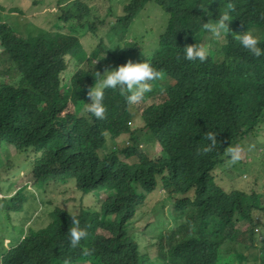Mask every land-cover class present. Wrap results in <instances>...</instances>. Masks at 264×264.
I'll list each match as a JSON object with an SVG mask.
<instances>
[{"label": "trees", "instance_id": "obj_1", "mask_svg": "<svg viewBox=\"0 0 264 264\" xmlns=\"http://www.w3.org/2000/svg\"><path fill=\"white\" fill-rule=\"evenodd\" d=\"M113 1L119 2L105 0ZM147 2L168 16L165 27L150 51L143 53L135 41L124 50ZM50 7L58 10L57 21H74L68 32L48 26L37 37H24L0 16V150L8 144L31 151L39 187L67 186L57 196L64 209L46 201L41 215L48 208L49 223L26 228L18 242L25 225L20 221L13 232L6 225L14 223L15 214L29 215L38 199L21 191L0 198V264H63L65 259L70 264H264V235L259 239L258 233L263 191L227 190L213 174L227 163L229 147L263 163L264 55L253 56L235 33L251 31L264 48V0H126L122 14L110 4L96 14L85 0H58L43 10ZM0 10L18 13L16 7ZM222 12L229 14V29L213 37L202 25ZM83 31L98 38L90 54L79 40ZM194 43L208 49L205 61L184 58L183 47ZM143 55L162 75L142 101L130 105L119 88L105 89L104 118L84 110L88 90L101 79L97 72L127 60L140 62ZM68 58L73 72L65 79ZM136 117L143 125L134 126ZM207 132L216 135L217 145L202 153ZM122 136L127 140L119 146ZM152 142L153 159L147 154ZM229 176L238 175L230 169ZM157 189L172 201L174 223L157 231L151 257L149 247L140 251L145 236L129 228ZM3 191L0 186V195ZM89 196L93 206L100 203L98 209L86 208ZM71 216L87 232L77 247L67 234Z\"/></svg>", "mask_w": 264, "mask_h": 264}, {"label": "rangeland", "instance_id": "obj_2", "mask_svg": "<svg viewBox=\"0 0 264 264\" xmlns=\"http://www.w3.org/2000/svg\"><path fill=\"white\" fill-rule=\"evenodd\" d=\"M55 1L58 0H42L40 5L34 6L33 0H0L1 7H16L18 12L16 13V10H13L9 13L0 10V16L3 21L15 26L24 37H27L32 33H36L35 37H37L38 34L48 26L51 27L49 28L51 31L61 30L63 32H68V29L70 28L69 26H73L74 21L68 23L57 21L60 15H57L58 10L55 9V7L43 10L46 3ZM125 1L126 0H119V2L113 1V3H106L105 0H85V3L88 7L92 8L93 12L96 14H103L109 4L112 5L119 14H122V3ZM41 10H43V12L38 14V11ZM167 18L168 16L155 3H145L143 8L137 14V18L132 23L128 37L123 43V49L125 50L130 41H135L139 43L143 53L150 51L154 42L156 43L158 36L163 31ZM79 40L83 50L88 54L92 53L98 45V38L85 33L84 31L81 32ZM1 51L0 48V52ZM69 61L70 59L68 58V67L63 74L65 79H67L68 76H71L73 72V68L71 67L72 63H69ZM135 61L137 62V60ZM18 81L19 77L18 80L13 81L12 83L18 84ZM135 125H143V122L140 121L139 117H136L134 126ZM126 140L127 136H122L117 143L119 146H123ZM147 154L152 159L155 157L156 147L153 142L148 148ZM32 159L33 153L31 151L18 152L8 144H4L0 150V181H2L0 186H2L4 190L0 195V198L9 199L14 196L16 192L21 191L24 194L31 196V198L36 197L38 199L36 202H33V205L37 208H29V215L24 216V212L15 214L13 217L14 223L12 225H6L7 229L13 232V228H15L17 224L20 225L21 221L22 224L25 225L24 234L21 239L27 234L28 230L26 228H30V226L34 225L35 230L42 229L40 226L49 223L47 222L49 219V209L46 208L44 214L41 215V212L44 209L43 206L47 204L46 201H53L55 206L63 208L61 201L57 196H60L67 188V186L61 184V182H49L47 185L39 187L35 183V179L32 175L30 167ZM258 160L257 156H252L250 154L246 155L241 152L240 161L231 163L228 157L227 163L220 166L218 169H215L214 174L217 179H219V183H221L227 190L241 189L248 193H261L264 189V159H260L263 161V166L262 164L258 165L256 163ZM230 169H233L238 175L236 179L230 178ZM250 169H252L251 175L249 174ZM244 175H246V178ZM69 184L71 186L73 182L70 181ZM110 193L111 192L102 193L101 198L105 199ZM97 201L100 202V199L97 198ZM261 202H263V200H261ZM171 203L172 201L166 198L164 192L157 189L146 197L142 207L135 214L129 229L133 234H138L141 237L145 236L140 244V251L142 253L145 252L146 247H149L150 256H156V249L150 247V242L156 237L157 231L164 229V225H168L167 228H169V226L174 223L172 215L170 214V210L172 209ZM99 205L100 203L93 206L92 203H90V196L86 198L85 206L87 209H98ZM29 206L30 204L25 205L26 208ZM259 217L261 226L258 233L260 239L264 235V214L259 215ZM130 232H128L129 235H131ZM4 238L7 247H9L8 243L10 238L7 234L4 235ZM17 243L14 244V246L17 245Z\"/></svg>", "mask_w": 264, "mask_h": 264}, {"label": "clouds", "instance_id": "obj_3", "mask_svg": "<svg viewBox=\"0 0 264 264\" xmlns=\"http://www.w3.org/2000/svg\"><path fill=\"white\" fill-rule=\"evenodd\" d=\"M231 6H229L230 8ZM229 14L222 12L211 22L203 23L205 31L211 33L213 37H219L228 29ZM235 38L239 40L240 45L247 49L253 56L264 55V48L258 45V38L251 31H246L244 34H236ZM97 48V47H96ZM184 58L188 61H205L208 55V49L196 43L183 47ZM140 62L128 60L123 64L115 67L108 66L104 69L103 74H99L101 79L93 87H91L87 96L90 98L89 103H84V110L91 113L94 117L103 119L105 115L104 96L105 89L119 88L124 93V98L128 104H136L145 98V94L152 90V82L158 80L162 73L158 71L151 63V60L145 56ZM205 139L207 144L202 146V153L212 152L217 145L216 135L212 132H207ZM14 148V147H13ZM227 159L231 163L241 160V149L239 147L227 148ZM214 174V173H213ZM215 176V174H214ZM216 177V176H215ZM217 178V177H216ZM264 194V189L261 195ZM71 227L68 228L69 243L72 247H77L80 241L87 236L86 229L79 225L77 219L71 216ZM21 239L17 238L16 241ZM87 255V252H85ZM63 264H70L68 259H65Z\"/></svg>", "mask_w": 264, "mask_h": 264}]
</instances>
